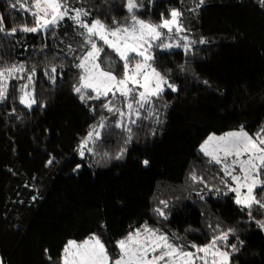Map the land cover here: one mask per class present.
I'll return each instance as SVG.
<instances>
[{
  "label": "trees",
  "instance_id": "16d2710c",
  "mask_svg": "<svg viewBox=\"0 0 264 264\" xmlns=\"http://www.w3.org/2000/svg\"><path fill=\"white\" fill-rule=\"evenodd\" d=\"M71 2L90 11L89 19L126 22L123 0ZM11 3L0 0L6 29L31 24L33 18ZM196 3L144 0L137 13L142 19L158 22L161 13L167 16L177 8L189 29L182 35L195 41L188 53L183 47L152 49L154 66L177 91L165 87L162 97L147 106L151 117L141 110V119L131 125L130 142L127 132L106 126L94 144L89 142L94 151L85 149L83 157L81 141L100 116L108 125L117 117L102 108L103 99L86 105L73 92L79 70L74 57L65 56L66 45L79 39L72 21L65 19L55 36L46 38L19 31L10 38L0 34V63H24L29 71L35 66L38 101L31 109L21 105L19 83L12 82L8 99L0 103V264H61L69 240L82 242L93 233L115 256L116 242L146 222L200 245L210 239L209 223L235 229L228 239L238 249L231 264H264V230L235 203V193L221 183L219 166L209 165L200 152L210 135L241 127L252 134L264 125V5L259 0H204L189 11ZM101 58H111V70L120 73L123 62L115 52L105 46ZM60 63L63 71L58 68L53 85L45 69ZM193 171L211 191L192 183ZM161 200L168 202L166 220L154 212L164 207ZM253 216L264 219L255 206Z\"/></svg>",
  "mask_w": 264,
  "mask_h": 264
},
{
  "label": "snow or ice",
  "instance_id": "6c2138e0",
  "mask_svg": "<svg viewBox=\"0 0 264 264\" xmlns=\"http://www.w3.org/2000/svg\"><path fill=\"white\" fill-rule=\"evenodd\" d=\"M259 2L264 5V0ZM104 3L107 4L108 0H104ZM203 3L204 0H198L195 7L188 10L195 12ZM11 7L28 13L33 19L31 24H19L6 29L4 18L0 16V34L3 38L13 37L18 31L51 33L55 36L65 19L72 21L79 39L66 45L65 56L72 55L75 61L73 66L79 70L73 92L86 105L90 100L103 99L102 108L117 117L114 125H108L107 118L100 116L98 123L92 126L81 141V157L85 149L94 151L88 147L89 142L94 144L100 138V129L106 126L127 132L126 142H130L131 125L141 119V110H145L147 116L151 117L153 112L147 106L153 104L154 98L160 99L165 87L172 92L177 91L176 85L169 82V76L154 66L153 47H183L184 52L188 53L190 45L195 43L182 35L189 29L184 27L181 10L171 8L167 16L161 13L159 21L153 22L137 14L144 7V0H123L126 22L121 24L113 17L111 25L99 17L89 19L91 12L82 7H74L71 0H12ZM173 39L183 41V44L168 42ZM199 43L205 41L201 39ZM105 46L123 62L119 74L111 70L114 63L111 58L102 60ZM102 64L105 66L102 67ZM58 68L62 72L63 64H50L45 69V76L53 85L56 83ZM35 76V66L29 71L24 63H0V103L8 99L9 82L23 80L24 83L19 85V103L31 109L38 103ZM120 104L123 107L118 106ZM200 152L208 158L209 165L219 166V171L223 172L221 183L228 192L235 193V203L242 210L246 209L249 219L264 230V219L253 216L254 206L264 216V191L257 193V189L264 190V125L252 134L241 127L221 136L210 135L201 144ZM122 155L123 152L116 158L120 159ZM52 162L50 159L47 163ZM148 163L144 161L145 165ZM189 179L193 184L200 183L208 191L212 190L203 176H198L195 171L190 173ZM215 191L219 193L221 190L216 188ZM197 195L200 193L197 192ZM160 204L164 207H157L154 212L166 220L168 214L164 209L168 207V202L161 200ZM208 228L211 230L210 239L200 245L186 242L175 232L151 227L146 222L116 242L118 251L115 256L109 254L101 237L93 233L82 242L69 240L63 248L61 264H231L232 253L238 249L235 243L229 244L228 239L230 235H235L236 230H221L218 225L214 227L211 223Z\"/></svg>",
  "mask_w": 264,
  "mask_h": 264
},
{
  "label": "rangeland",
  "instance_id": "374dc122",
  "mask_svg": "<svg viewBox=\"0 0 264 264\" xmlns=\"http://www.w3.org/2000/svg\"><path fill=\"white\" fill-rule=\"evenodd\" d=\"M165 31H166V30H165ZM137 59H140V57H138ZM12 82H18L19 85L22 84V83H24L23 80H12V81L9 82V86H10V84H11ZM9 86H8V87H9ZM219 136H221V135H219ZM203 143H204V142H203ZM239 206H240V205H239Z\"/></svg>",
  "mask_w": 264,
  "mask_h": 264
},
{
  "label": "water",
  "instance_id": "95a60500",
  "mask_svg": "<svg viewBox=\"0 0 264 264\" xmlns=\"http://www.w3.org/2000/svg\"><path fill=\"white\" fill-rule=\"evenodd\" d=\"M38 33H39V32H38ZM41 34H43V37L46 38L47 34H44V33H41Z\"/></svg>",
  "mask_w": 264,
  "mask_h": 264
}]
</instances>
